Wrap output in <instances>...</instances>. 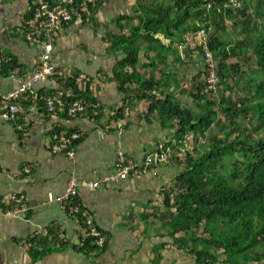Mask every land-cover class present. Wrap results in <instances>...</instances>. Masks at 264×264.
<instances>
[{
  "label": "crops",
  "instance_id": "0c3cea01",
  "mask_svg": "<svg viewBox=\"0 0 264 264\" xmlns=\"http://www.w3.org/2000/svg\"><path fill=\"white\" fill-rule=\"evenodd\" d=\"M32 1L0 0V55L17 64L9 74H0V94L28 81L43 52L41 44L24 35ZM134 5L135 0H100L89 18L77 15L57 28L51 60L58 74L31 84L20 99L22 129L0 119V203L11 206L17 196L25 210L23 217L0 216V264H153L157 249L158 264H196L193 254L172 243L163 219L164 192L173 188L182 167L175 156L147 172L103 181L115 173L120 152L141 165L156 144L173 140L178 128L174 121L164 124L144 100H125L112 77L116 57L108 50L109 38L120 33L117 18L132 15ZM223 28L222 39L232 43L240 38L232 19ZM182 46L153 69L148 62L147 74L160 79V89L182 106L194 107L191 92L202 81L204 62L197 51ZM74 76L79 89L89 86L95 104L72 116L66 112L72 94L66 84ZM133 87L127 89L130 97ZM50 97L56 98L54 113L47 110ZM122 105L125 110L118 114ZM54 131L80 133L72 156L50 152ZM187 138L186 147L191 134ZM72 179L78 183L79 203L105 236L101 248L80 250L81 226L60 200ZM90 182L102 184L90 188ZM34 237L47 240V251L38 258L29 251ZM214 264L231 263L220 255Z\"/></svg>",
  "mask_w": 264,
  "mask_h": 264
},
{
  "label": "trees",
  "instance_id": "16d2710c",
  "mask_svg": "<svg viewBox=\"0 0 264 264\" xmlns=\"http://www.w3.org/2000/svg\"><path fill=\"white\" fill-rule=\"evenodd\" d=\"M235 1L238 6L230 0H135L134 13L120 15V33L109 38L108 50L116 57L112 77L125 100H144L164 124L178 126L173 140L159 142L152 151L170 144L182 166L173 188L164 192L163 219L172 243L193 254L196 264H214L220 255L231 264H264V0ZM99 2L74 0L72 18H89ZM226 19L241 26L240 38L232 43L220 34ZM198 32L207 34L206 48L216 63L215 92L206 88L205 46L198 43ZM181 45L204 62L202 81L191 92L194 107L182 106L160 89V79L147 74L148 62L155 68ZM0 58V74L17 66L14 58ZM76 79L66 84L72 91L68 105L75 100L95 104L89 86L79 89ZM124 110L120 106L118 114ZM188 134L192 143L186 147ZM178 145L186 149L181 155ZM46 243L37 237L29 241L34 258L47 251ZM94 248L93 239H83L80 250ZM159 259L157 249L153 264Z\"/></svg>",
  "mask_w": 264,
  "mask_h": 264
},
{
  "label": "built area",
  "instance_id": "2783aa9c",
  "mask_svg": "<svg viewBox=\"0 0 264 264\" xmlns=\"http://www.w3.org/2000/svg\"><path fill=\"white\" fill-rule=\"evenodd\" d=\"M73 1L74 0H55V3L51 4L46 0H34L32 3L33 11L31 17L25 21L24 35L28 41L42 44L43 52L40 54L38 62L28 81L23 83L17 89L0 94L1 120L13 121L17 128L22 129L18 114V104L20 99L31 84L58 74L55 64L51 60L53 37L57 28L62 24L68 23L72 19ZM230 1L233 5L238 4L235 0ZM196 38L199 44L202 43L205 46L204 61L205 66L208 68L205 77L206 88L215 92L218 87L219 76L212 53L206 48L207 34L204 32H198ZM46 106L48 112L54 113L56 98H48ZM84 109L85 107L82 102L75 100L67 108L66 112L73 116L83 112ZM79 138L80 133L77 131L67 133L54 131L50 135L48 148L50 152L61 153L70 157L74 153V146ZM185 150L184 147L180 145L177 146V152L179 155L183 154ZM173 154L175 153L170 144H160L154 149V151L145 155L143 163L140 165L132 159L125 157L124 154L120 152L119 164L115 173L105 178L103 181L111 182L116 179H125L139 173L147 172L150 166L166 162L171 156H173ZM99 184L102 183L90 182L88 186L93 188ZM60 200L63 203L64 209L67 210L69 214L73 215L81 226L82 234L79 237L80 243L82 244L84 238H91L97 247H103L105 244V236L93 222L91 214L78 202V183L76 180L72 179L69 181ZM13 201L14 204L11 206L0 203V216L23 217L25 210L19 206L21 203L20 197L13 196Z\"/></svg>",
  "mask_w": 264,
  "mask_h": 264
},
{
  "label": "bare ground",
  "instance_id": "6f19581e",
  "mask_svg": "<svg viewBox=\"0 0 264 264\" xmlns=\"http://www.w3.org/2000/svg\"><path fill=\"white\" fill-rule=\"evenodd\" d=\"M34 2V0L32 1V3ZM50 3V2H49ZM239 5V3L236 5V6H238ZM31 8H32V5H31ZM31 17V16H30ZM30 17H28V18H30ZM27 18V19H28ZM67 24V23H66ZM63 25V24H62ZM24 27H25V25H24ZM54 77V76H53ZM48 78V77H47Z\"/></svg>",
  "mask_w": 264,
  "mask_h": 264
},
{
  "label": "rangeland",
  "instance_id": "374dc122",
  "mask_svg": "<svg viewBox=\"0 0 264 264\" xmlns=\"http://www.w3.org/2000/svg\"><path fill=\"white\" fill-rule=\"evenodd\" d=\"M258 20V19H257ZM239 27H241L240 25H239ZM42 45V44H41ZM218 88V87H217Z\"/></svg>",
  "mask_w": 264,
  "mask_h": 264
}]
</instances>
